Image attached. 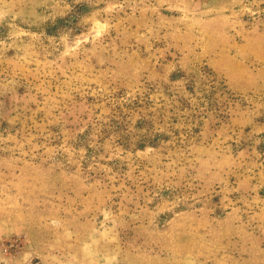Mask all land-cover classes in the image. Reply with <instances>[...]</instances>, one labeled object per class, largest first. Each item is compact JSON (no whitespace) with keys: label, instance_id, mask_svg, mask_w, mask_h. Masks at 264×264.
<instances>
[{"label":"rangeland","instance_id":"374dc122","mask_svg":"<svg viewBox=\"0 0 264 264\" xmlns=\"http://www.w3.org/2000/svg\"><path fill=\"white\" fill-rule=\"evenodd\" d=\"M0 264H264V0H0Z\"/></svg>","mask_w":264,"mask_h":264}]
</instances>
